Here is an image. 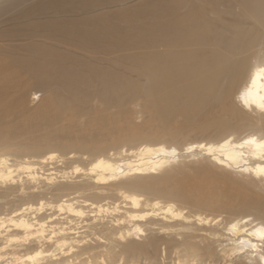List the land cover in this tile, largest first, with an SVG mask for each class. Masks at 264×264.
Masks as SVG:
<instances>
[{
  "label": "rangeland",
  "instance_id": "rangeland-1",
  "mask_svg": "<svg viewBox=\"0 0 264 264\" xmlns=\"http://www.w3.org/2000/svg\"><path fill=\"white\" fill-rule=\"evenodd\" d=\"M46 1L0 0V157L15 164L10 181L0 178V216L20 209L21 203L35 204L42 199V210L21 212L24 217L45 221L42 232L0 226V262L246 264L245 253L237 256L233 252V242L223 228L244 216L264 221L263 179L217 164L210 156L185 155L157 173L141 175L158 181L152 182V191L144 183L118 193L108 181L96 180L95 171L90 169L98 156L133 157L130 151L148 142L159 141L181 149L190 143L215 144L225 137L260 133L257 127L264 124V113L243 108L236 100L242 82L233 85L227 96L188 93L182 85L153 92L149 89L152 53L164 55L165 50L162 36L158 44H152L147 32L151 24L148 17L140 20L141 33L136 42L104 52L99 47L72 45L76 41L65 44L52 33L55 27L83 16L76 8H43L27 14ZM145 2L118 0L87 14L112 11L122 23L121 13L126 8L139 3L138 9H143ZM236 2L229 4L230 12L218 5L219 13L207 11L205 0H188L176 14L186 16L198 10L197 24L199 18H205L216 33L219 30L221 35H227L236 24L242 27L245 23L237 20L241 9ZM163 9L158 6L155 11ZM232 21L234 26L230 25ZM181 46H175L176 53ZM188 48L191 50V46ZM41 49L55 56L60 53L57 57L62 62L54 68V77L39 69L44 59L38 53ZM34 69L39 78L33 74ZM102 72L113 81L115 93L101 87L98 76ZM189 98H194L195 104L191 105ZM49 152L55 153L46 166L52 172L48 176L51 179L46 180V175L29 179V171L41 174L38 167L46 163L40 160ZM29 162L32 164H26ZM4 165L0 164V168ZM24 165L26 168H21ZM58 184H92L93 188H72L69 195L92 204L79 205L81 215H72L65 208L59 210V194L52 190ZM67 192L65 188L62 193ZM131 193L140 196L141 208L149 213L146 218L133 220L135 209L124 197ZM154 201L159 204L153 205ZM169 201L180 213L171 215L161 208ZM97 205L102 206L100 210ZM197 216L204 219L199 221ZM131 220L139 223L137 235L128 230ZM59 236L67 237L63 245L57 243ZM35 251L39 252L36 260H28V254Z\"/></svg>",
  "mask_w": 264,
  "mask_h": 264
},
{
  "label": "bare ground",
  "instance_id": "bare-ground-1",
  "mask_svg": "<svg viewBox=\"0 0 264 264\" xmlns=\"http://www.w3.org/2000/svg\"><path fill=\"white\" fill-rule=\"evenodd\" d=\"M117 1L47 0L45 3L39 4L36 9H33L34 7L31 8L33 10L27 14L43 8L57 11L60 9L71 11V9L76 8V12L82 13L83 16L73 21L70 20L69 24L55 27L52 33L59 35L65 44L66 41H76V44H70L79 48L99 47L104 52L124 49L136 42L140 38L141 33L140 20L142 17H148L151 20V24L147 32L153 39L152 44H158L157 39L162 36L161 45L165 50L164 55L152 53L154 56V60L151 63L153 76L149 89L156 92L157 89L168 88L169 90L174 88V86L179 87L182 85L186 86L184 91L188 93L202 94L203 92H208L211 94L214 92L227 96L233 85L242 82V88L236 94V100L239 105L246 109H256L264 113V0H205V4L208 7L207 11L213 10L219 13L218 5H224L227 12H230L229 4L237 1L236 5L241 9V14L237 20H243L245 23L242 27L240 24H236L234 31L227 35H221L219 30L216 33L210 26L212 24L211 21L205 18L196 19L199 22L197 24L195 18L199 17L198 10L197 12L192 10L186 16L176 14L177 8L184 3L186 4L188 0H145L143 9H138L139 3L130 7V9L126 8L127 11L123 13H121L123 11L121 9L119 13L122 16V23L116 20V14L112 11L103 10L93 15L87 14L98 6H106ZM158 6H164V9L155 11ZM173 12L175 14L171 15ZM239 23H242V21ZM230 25L234 26L233 21L230 22ZM177 44L182 45V48L179 47L176 53L175 46ZM188 46H191V50L189 48L186 50ZM38 53L42 55L41 58H44L39 65V69L49 72L50 77H54V68L62 62L57 57L60 53H56L55 56L49 51L42 49ZM188 59L189 62H186L185 60ZM170 66L174 68V71ZM33 74L39 78L37 69L33 70ZM99 75L98 82L101 87L105 91L115 93V85L111 78L104 72L99 73ZM175 77L176 79H174ZM184 78H189L188 82L183 81ZM189 101L191 105L195 104L194 98H189ZM257 128L260 133L249 132L241 138L225 137L215 144L190 143L181 149L172 145L167 146L159 141L148 142V144L138 147L135 151L131 150L130 154H133L131 155L133 157L118 159L112 156H98L90 169L95 171L96 180L108 181L111 189L119 190L118 193L124 192L121 191L123 188L138 187L144 183L147 184L146 188L152 191V182L158 181L147 177L144 179L141 175L157 173L166 164L185 155L195 156L199 154L210 156L217 164L228 166L238 172L264 180V124H260ZM54 157V152H49L43 157L40 163L46 164L38 167L41 170V174H38L37 170L29 171V179L43 178V175H46L44 177L46 180L51 179L48 176L52 172L46 166L48 160H52ZM0 164H5L3 168H0V178L10 181L15 175V169L12 167L15 164L9 162L6 157H0ZM26 164L31 165L32 163ZM21 168H26V166L24 165ZM65 188L68 192L63 195L62 192ZM72 188L77 190L93 187L92 184H75L74 186L72 184H58L53 186L52 190L59 194L57 208L59 210L65 208L72 215H81L80 206L92 203H84L83 201L86 202V200L75 198L76 196L70 197ZM124 197L128 199L131 207L135 209L132 210L131 215L133 220H142L149 215L140 206V196L131 193L126 194ZM74 204L77 206H74ZM158 204L159 201L153 202V205ZM42 206V199L37 200L35 204L31 201L21 203L20 209L7 212L5 214L6 217L0 216V226L13 225L26 231L32 228L35 232H42L45 221L41 222L39 218L32 220L24 217L21 212V210L38 212L40 209L42 210ZM97 207L100 210L102 206L97 205ZM161 208H164L165 212L171 215L180 213V210L175 208L170 201L161 206ZM175 211L176 213H174ZM196 218L199 221L204 219L201 216ZM116 222L120 223V218H117ZM122 222L125 221L123 220ZM117 223L116 225H118ZM128 227L129 232L133 233V235H137L140 231L139 223L136 221L129 224ZM223 230L233 242V252L237 256L245 253L244 260L246 264H264V221L244 216L231 220ZM24 236H27V234ZM7 237L8 239L10 237V240L13 239L12 235ZM66 238L65 236L57 237V243L63 245ZM38 254L39 252L37 251L30 253L27 259L36 260ZM12 263L11 260L0 262V264Z\"/></svg>",
  "mask_w": 264,
  "mask_h": 264
},
{
  "label": "snow or ice",
  "instance_id": "snow-or-ice-1",
  "mask_svg": "<svg viewBox=\"0 0 264 264\" xmlns=\"http://www.w3.org/2000/svg\"><path fill=\"white\" fill-rule=\"evenodd\" d=\"M249 142H253V141H249Z\"/></svg>",
  "mask_w": 264,
  "mask_h": 264
}]
</instances>
